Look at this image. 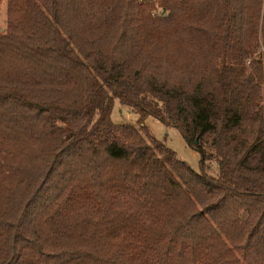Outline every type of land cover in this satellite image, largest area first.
<instances>
[{"label":"trees","instance_id":"obj_1","mask_svg":"<svg viewBox=\"0 0 264 264\" xmlns=\"http://www.w3.org/2000/svg\"><path fill=\"white\" fill-rule=\"evenodd\" d=\"M158 3L7 0L0 264H264V0Z\"/></svg>","mask_w":264,"mask_h":264},{"label":"rangeland","instance_id":"obj_2","mask_svg":"<svg viewBox=\"0 0 264 264\" xmlns=\"http://www.w3.org/2000/svg\"><path fill=\"white\" fill-rule=\"evenodd\" d=\"M152 2L154 0H151ZM159 3L155 5L157 13L161 10L163 0H157ZM6 11L7 0H0V32L6 28ZM249 64V59L246 60ZM111 120L116 124H133L140 127L139 116L132 113L128 108L121 106L117 99H114V105L111 112ZM142 125L145 126L147 132L156 140L163 142L172 149L176 157L186 162L194 171H201V158L199 152L191 146L182 136L178 127L162 121L152 115H148ZM216 172V164L213 162L208 168V173L214 175Z\"/></svg>","mask_w":264,"mask_h":264}]
</instances>
